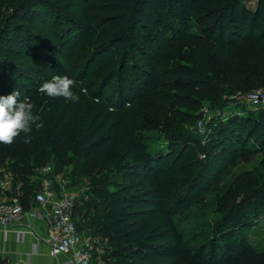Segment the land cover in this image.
<instances>
[{
  "label": "trees",
  "instance_id": "trees-1",
  "mask_svg": "<svg viewBox=\"0 0 264 264\" xmlns=\"http://www.w3.org/2000/svg\"><path fill=\"white\" fill-rule=\"evenodd\" d=\"M43 9L64 11L65 21L85 31L90 44L110 41L109 45L120 48L127 42L130 54L123 55L118 73L123 80L130 55L140 57L135 66L138 83L122 81L115 104L109 106L112 100L103 102L104 87L111 81L107 77L98 92L101 106L79 110L75 102L40 91L53 77L68 78L61 69L50 72L39 63L25 64L11 73L6 90L0 74V95L17 91L19 100L32 103L39 117L29 142L22 133L10 144L0 143V159L5 160L7 152L15 153L19 166L10 167L13 185L5 193L0 191L1 196L17 198L30 209L43 184L32 181L33 173L51 165L60 174L74 151L82 162L81 173L88 179L101 168L115 170L117 180L110 184L111 190H101L104 217L100 232L116 250V264H264V247L235 230L253 227L251 213L242 215L249 221L239 226L230 218L215 224L201 218L210 209L207 195L212 184L222 180L225 172L264 157V109L254 112L243 103L226 119L216 120L207 160L213 157V162H206L198 174V181L203 176L206 179L190 206L201 216L193 210L184 214L168 209L170 199L182 203L187 198L192 173L165 150L166 140L152 146L125 112L126 106L147 91H159L165 77L172 78L171 88L177 92L174 103L184 110L176 113L177 120L187 123L202 119L197 113L205 102L223 105L227 99L264 91V0H258L254 8L244 0H0V49L16 50L15 27H25ZM167 21L177 24L169 35L161 30ZM182 41L187 44L186 59L191 67H182L173 59L165 61L166 55L177 53ZM111 61L98 62L96 71L104 75L113 65ZM163 62L173 66L170 76L160 71ZM223 64L229 67L226 78H210ZM215 160L224 162L213 179ZM239 181L243 189L226 194L224 206L242 194L255 202L264 201V173ZM75 212L80 232L81 215Z\"/></svg>",
  "mask_w": 264,
  "mask_h": 264
},
{
  "label": "rangeland",
  "instance_id": "rangeland-1",
  "mask_svg": "<svg viewBox=\"0 0 264 264\" xmlns=\"http://www.w3.org/2000/svg\"><path fill=\"white\" fill-rule=\"evenodd\" d=\"M250 6L251 8L255 7L254 5ZM65 15L62 10L43 9L39 17L28 19L25 27H15L17 49L14 51L6 47L0 49V74L3 76L4 89H7L6 83L10 79L11 73L15 72L17 68L22 70L25 64L39 63L41 67L50 72L61 69L68 74V78L74 82L73 91L79 97L75 102L79 110L88 109L94 104L101 106V97L98 92L103 88V80L110 77L111 81L104 87L103 102L106 103V100L110 99L112 101L108 105L113 106L118 96V86L122 81L128 82L130 85L134 82L138 83V70L135 69V66L140 63V57L135 59L130 55L127 71L121 80L117 66L125 53L130 54L127 42L120 48H114L112 44L109 45L110 41H106L105 44L103 41L90 44L88 39L85 40V31L78 30L72 22L65 21ZM176 27V23L167 21L161 30L169 35L171 29ZM66 30H68L67 33H65ZM78 33L76 38L78 40H76L74 36ZM1 38L3 35L0 33V41ZM74 43L77 44L74 46ZM187 53V44L182 41L178 46L177 53L166 55L165 61L173 59L182 67H191L186 59ZM88 58H91V61ZM109 59L114 61L110 62L113 65L105 73L106 75L99 74L96 71V64L98 62L106 63ZM227 69L229 67L223 64L219 71L210 73L209 77L215 80L226 78ZM172 70L173 66H168L166 62L160 66V71L166 76H170ZM32 80H35V77ZM171 84H173L172 78L165 77L159 91H147L141 99L126 106L125 112L129 114L134 127L149 139L152 146L166 140L165 150L171 152L170 155L179 161L181 166L190 169L192 173L190 184L188 183L190 190L187 198L182 203L170 199L168 209L184 214L188 213V210H193L195 215L200 214L201 216V213H195L194 208L190 209V206L191 202L196 200L198 188H201L205 183V176L198 181V174L203 167H206V162L208 164L213 162L210 161L213 157L209 161L207 160L210 157L209 146L212 134L215 132L216 120L226 119L238 106H242L243 102L239 103L233 99H227L223 105L214 101L205 102L204 108L197 113L202 116V119L195 123H187L177 120L176 113L184 110L176 107L173 97L177 95V92L171 88ZM170 130H173L174 133L167 138V132ZM230 156L227 155L226 158L230 159ZM5 157V160L0 159V191L4 193L9 191L8 183H11V187L13 185L10 167L12 164L17 165L15 153L7 152ZM222 162L224 161L215 160L211 178H216L222 168ZM261 164L264 165V157H260L251 165L237 167L231 173L225 172L222 180L212 184L209 188L207 199L208 202L210 201V209L201 218L204 222L207 221L211 224L220 223L224 219L230 218L231 222L233 221L239 226L249 221L242 215L251 213L250 222L253 227L247 231L235 227L236 233L241 237L247 236L252 243L264 247V201L255 202L249 199V196L242 194L224 206L226 194H237L243 189L240 179L246 181L250 176L255 177L258 173H264V169L259 167ZM81 166L82 162L75 157V153L72 151L67 168L57 175L72 183L70 187L79 194L75 215H81L78 221L80 234L83 243L87 244L92 251V264H116L114 257L116 250L111 246L108 237L100 232V224L104 217L101 190H111L110 184L117 180L115 170L101 168L93 179H88L82 175ZM32 181L37 184L42 183L40 172L33 173ZM39 192H41V188L37 193ZM7 200V195L1 196L0 194V203ZM193 248L197 249V246L194 244Z\"/></svg>",
  "mask_w": 264,
  "mask_h": 264
},
{
  "label": "built area",
  "instance_id": "built-area-1",
  "mask_svg": "<svg viewBox=\"0 0 264 264\" xmlns=\"http://www.w3.org/2000/svg\"><path fill=\"white\" fill-rule=\"evenodd\" d=\"M258 0H245L248 7L256 6ZM254 110L264 109V91H256L236 97ZM42 176V190L37 193L30 209L26 210L17 199L0 203V233L8 240L10 233L24 242L27 235H34V224H46V235L43 242L49 249L52 258L65 256L63 264H92L93 255L90 247L84 244L78 231L73 213L79 199L77 191L70 187V182L56 175L53 166L39 171ZM8 189L11 183H8ZM29 224L25 225L24 221Z\"/></svg>",
  "mask_w": 264,
  "mask_h": 264
},
{
  "label": "clouds",
  "instance_id": "clouds-1",
  "mask_svg": "<svg viewBox=\"0 0 264 264\" xmlns=\"http://www.w3.org/2000/svg\"><path fill=\"white\" fill-rule=\"evenodd\" d=\"M73 81L67 77L56 76L43 83L40 91L48 97H62L65 102L78 101L79 97L72 90ZM33 104L19 100V93L13 91L0 95V143L10 144L22 133L25 142H29L33 123L39 118L33 112Z\"/></svg>",
  "mask_w": 264,
  "mask_h": 264
},
{
  "label": "crops",
  "instance_id": "crops-1",
  "mask_svg": "<svg viewBox=\"0 0 264 264\" xmlns=\"http://www.w3.org/2000/svg\"><path fill=\"white\" fill-rule=\"evenodd\" d=\"M24 224H29L28 220ZM46 235V224L36 222L34 235H27L24 242H19L16 233L12 232L5 241L0 233V261L4 264H63L65 256L52 258L49 249L43 242Z\"/></svg>",
  "mask_w": 264,
  "mask_h": 264
}]
</instances>
